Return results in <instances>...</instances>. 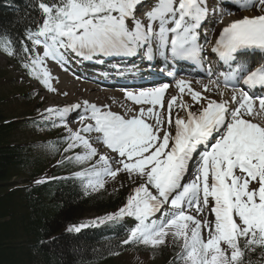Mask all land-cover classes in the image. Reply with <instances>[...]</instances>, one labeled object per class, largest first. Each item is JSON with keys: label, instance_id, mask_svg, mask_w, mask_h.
Here are the masks:
<instances>
[{"label": "snow or ice", "instance_id": "6c2138e0", "mask_svg": "<svg viewBox=\"0 0 264 264\" xmlns=\"http://www.w3.org/2000/svg\"><path fill=\"white\" fill-rule=\"evenodd\" d=\"M143 2H40L43 24L28 38L33 48L42 44L44 52L42 56L38 53L29 56L24 67L55 91L46 60L51 58L63 65L69 53L90 60L143 52L149 61L158 53L166 61L200 63L203 46L198 43V30L209 18L206 0H155L150 10L138 15ZM234 6L237 10L255 7L259 14L244 15L227 24L215 41L212 52L230 69L222 73L224 86L242 78L243 85L264 89V63L252 67L243 58L250 50L264 53V0H235ZM9 43L0 42V46L9 51ZM24 51L29 50L25 47ZM233 63L237 64L235 69L231 68ZM208 74L211 75V70ZM186 83L177 81L180 86ZM167 88L165 84L137 94L127 93L126 98L136 104L151 105L130 116L85 100L83 107L89 115L80 119L94 123L82 124L76 131L68 129L65 149L69 152L83 147L85 151L66 159L84 163L96 156L97 148L81 134L95 132L99 134L96 140L121 158L117 162L122 169L113 171L109 157L100 155L95 164L74 174L86 180V189L103 187L104 176L114 177L121 170L146 177L123 208L100 218L101 223L125 215L135 218L137 223L123 244L156 247L165 242L168 230L173 229L174 240L183 241L178 254L181 264H241L245 250L264 247V93L255 95L242 90L238 96L233 90L234 107H228L226 101L209 100L198 111L189 110L186 119L177 115L174 121L172 109L177 97L173 96L168 101L166 123L174 131H168L160 112L154 111L157 105L163 108L162 97ZM180 91L183 93L184 87ZM188 91L198 103L206 99L201 92L191 88ZM80 107L76 104L49 108L46 112L49 117L64 121L72 109ZM145 113L154 118V124L147 121ZM190 168L194 169L193 179L188 180ZM165 205L171 210L163 212L157 221L153 217ZM206 209L214 220L197 218ZM189 210H195L196 215L189 214ZM84 226L81 224L74 230L79 232Z\"/></svg>", "mask_w": 264, "mask_h": 264}, {"label": "trees", "instance_id": "16d2710c", "mask_svg": "<svg viewBox=\"0 0 264 264\" xmlns=\"http://www.w3.org/2000/svg\"><path fill=\"white\" fill-rule=\"evenodd\" d=\"M37 15L26 10L8 12L0 4V41H10L9 51L20 53L19 48L27 47L23 29L33 24ZM0 48L5 51L4 47ZM4 102L0 101V264H108L114 260L109 259L110 252L116 255L143 250L157 256L161 264H181L178 259L181 251L174 244L156 248L139 243H135L139 248L133 243L123 244L131 227L125 230L123 223L115 225L129 221L127 215L107 221L112 226V243L86 238V231L75 232L80 216L118 210L124 204L123 195L117 192V197L110 199L108 192L95 194L86 191L82 184L71 186L52 179L32 182L43 170L39 161L31 157L30 145L10 140L18 124L2 122ZM51 174L55 173L51 171L48 176ZM17 176H25L29 185L17 186L11 181ZM241 264H264V248L245 250Z\"/></svg>", "mask_w": 264, "mask_h": 264}, {"label": "rangeland", "instance_id": "374dc122", "mask_svg": "<svg viewBox=\"0 0 264 264\" xmlns=\"http://www.w3.org/2000/svg\"><path fill=\"white\" fill-rule=\"evenodd\" d=\"M0 77H5V78H13L14 81H7L6 84L1 83L0 81V101L2 102L3 99L7 100L4 102L3 106V113L5 115L4 119H12V118H25L28 117L32 114H35L36 112H39V109H34V106L36 105V100H40V102H42V95L39 94V92H37V89H35V87L32 84H27V82L23 79V81H21V79L19 78V71H17V69L15 68V66H13L10 61L3 56L2 54H0ZM63 81V85L60 84V82ZM60 82L57 83V85L59 86L60 89H64L63 93H66L67 99L65 102H71L75 100H81V99H86L85 97L87 96V98H89V95H92L90 93H92L91 87L89 88L88 85L85 83H80L79 86H75L72 91H69V84L67 83L66 79L61 78ZM205 84V83H204ZM206 85V84H205ZM81 87V88H80ZM201 87V86H200ZM202 90L205 91L206 90H210V87H207V89H205L204 87ZM33 91L34 94L33 96H36L37 98L34 99V101H30L27 100L26 98H16L15 96L19 95V94H24V93H28ZM73 91L74 94L72 93ZM97 92V91H96ZM101 97L102 100L105 101L106 104H110L111 102H114L115 104H121V111L120 113L123 114H127L128 113V109L124 108L122 109V107H126L128 104H126L125 102H118L116 103L115 101H113L111 98V96L113 97H119L120 94L114 91H101ZM99 93V92H98ZM97 93V94H98ZM55 99L59 100L60 97H55ZM127 100V99H126ZM188 100H192V99H188ZM188 100H185V103L187 104H195L196 101L192 100L188 103ZM194 101V103H193ZM39 102V103H40ZM41 106H43V103L41 104ZM130 108V107H129ZM137 112H139L137 110ZM163 113V112H162ZM145 118L147 119V121L149 122V116L146 113L145 114ZM165 118L163 117V120ZM166 121V119H165ZM165 130L167 129V123L165 122L164 125ZM44 135L42 132L37 131L34 128H30L29 130H26L23 128V132H18L17 135L15 136L16 140L19 141H27V142H31L33 140H40L43 139ZM42 153L44 154V156H48L50 154L49 150H43ZM42 153H40L42 155ZM105 154H108L109 152H106L104 150ZM118 168H122V167H118ZM114 170V169H113ZM129 177V176H128ZM16 181L21 180V178L19 177L18 179H15ZM2 191H0L1 193ZM207 213V209L205 210V212L198 216L199 219H208V220H214V215L210 216H206ZM194 214V213H193ZM95 215V213L93 214ZM206 234V232H205ZM59 234L55 235V237H57ZM169 236L165 238V242H167L169 240ZM110 264H160V260H155L152 256L148 255V254H126L123 255L122 257L117 258L115 261H113Z\"/></svg>", "mask_w": 264, "mask_h": 264}, {"label": "bare ground", "instance_id": "6f19581e", "mask_svg": "<svg viewBox=\"0 0 264 264\" xmlns=\"http://www.w3.org/2000/svg\"><path fill=\"white\" fill-rule=\"evenodd\" d=\"M206 30V29H205ZM204 33H205V31H204ZM202 37H204V34H202ZM224 72L226 71V70H223ZM81 83V82H80ZM207 85V87H210V85H209V83H208V81H205V80H199V81H197V82H194L193 83V85H194V87L197 89V91H199V92H202V94L203 93H205V91L204 90H202L203 88H201V87H204L205 86V84ZM60 84H62L63 85V81L62 82H60ZM85 85H86V83H85ZM88 85V84H87ZM201 86V87H200ZM75 86H71V87H69V91H72L73 89H75L74 88ZM88 87L90 88V86L88 85ZM81 88V87H80ZM88 90H91L92 91V93H90V94H92V95H89V98H87V96L85 97L86 98V100L87 101H89V102H93V101H95V102H99V101H101L102 100V97H101V94H102V92L101 91H103L104 92V90H101V89H95V88H92L91 87V89H88ZM97 91V92H96ZM144 91H146V90H144ZM74 92L75 91H73L72 93L74 94ZM99 92V93H98ZM98 93V94H97ZM117 93H119L120 94V96L119 97H113V96H111V98L110 99H112L113 101H115L116 103H118V102H125L126 104H128L126 107L124 106V107H122V109H128V113L127 114H123V113H119V114H121V115H126V116H130V115H134V114H137L138 112H137V110L139 111V109L141 108V107H144V108H147V107H150L151 105H148V104H143V105H141V104H136L135 103V101H133L132 99H130V98H126V95H127V93H133V94H137L136 92H132V91H127V92H117ZM166 93H169V95H171V94H173V91L171 90V89H167L166 91H165V93L164 94H166ZM206 93H207V90H206ZM212 93L210 92V95H211ZM168 95V96H169ZM167 96V97H168ZM127 99V100H126ZM188 99H192V97L191 98H189L188 97V95H184V102H185V100H188ZM221 101H226V97H220L219 98ZM167 100V99H166ZM193 100V99H192ZM192 100H188V103L190 102V101H192ZM201 101V100H200ZM199 101V102H200ZM193 103H194V101H193ZM198 102L196 101V103L195 104H197ZM180 103H179V101L177 100L176 102H175V104L174 105H179ZM187 106L189 105V104H187V103H185ZM100 105H104V104H100ZM164 105H165V103H164ZM130 107V108H129ZM154 111H158V112H160V114H161V118L163 119V113H162V110L160 109V106H158V108H156V109H154ZM146 114V113H145ZM179 117H181V118H184V117H182V116H179ZM175 120V118H173V121ZM164 121H165V119H164ZM166 122V121H165ZM149 123H155V121H154V118H152V117H149ZM105 151L106 152H108V150L107 149H105Z\"/></svg>", "mask_w": 264, "mask_h": 264}]
</instances>
